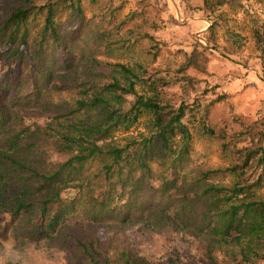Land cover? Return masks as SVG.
<instances>
[{
	"label": "trees",
	"instance_id": "16d2710c",
	"mask_svg": "<svg viewBox=\"0 0 264 264\" xmlns=\"http://www.w3.org/2000/svg\"><path fill=\"white\" fill-rule=\"evenodd\" d=\"M4 1L3 241L62 250L70 264H153L117 240L119 233L143 223L151 231L179 230L202 239L211 264H264V201L258 194L264 147L236 150L233 141L240 142L245 132L234 133L222 145L233 146L235 165L181 176L177 165L188 159L193 131L216 134L208 108L197 117L194 104L166 95L169 82L163 78L100 59L94 53L106 41L102 32L83 42L87 48L92 41L94 49L79 48L77 54L85 23L82 0ZM229 1L205 0V7ZM67 11L72 22L63 26L58 17ZM39 16L44 21L34 33ZM196 58L192 54L183 68L196 67ZM184 77L188 84L193 80ZM143 113L152 116L150 134L119 144L116 135L130 130ZM177 132L179 144L173 141ZM156 162L165 165L163 172L153 169ZM227 173L235 176L232 185L215 179ZM104 229L110 233L106 238L99 235Z\"/></svg>",
	"mask_w": 264,
	"mask_h": 264
},
{
	"label": "rangeland",
	"instance_id": "374dc122",
	"mask_svg": "<svg viewBox=\"0 0 264 264\" xmlns=\"http://www.w3.org/2000/svg\"><path fill=\"white\" fill-rule=\"evenodd\" d=\"M82 7L85 23L77 54L79 48L87 53L94 49L92 41L87 48L83 42L102 32L106 41L94 53L100 59L129 64L142 76L163 78L169 82L166 95L194 104L197 117L209 109V125L216 134L193 131L188 159L177 165L181 176L193 178L200 170L235 165L233 146L222 145L234 133L245 132L240 142L233 141L236 150L264 147V0H232L212 10L206 9L205 0H82ZM43 21V16L35 20L34 33ZM58 22L69 26L71 14H60ZM192 54L198 65L184 69ZM185 75L193 78L190 84L181 80ZM151 121L152 116L143 113L130 130L116 135L118 143L148 136ZM180 138L177 132L173 141L179 144ZM153 169L163 172L165 165L156 162ZM215 179L232 185L235 176L219 174ZM258 194L264 201V181ZM150 231L140 223L119 233L117 240L153 264H211L202 239L179 230ZM109 234L99 230L102 238ZM0 236V264H70V255L62 250L3 241L1 230Z\"/></svg>",
	"mask_w": 264,
	"mask_h": 264
}]
</instances>
